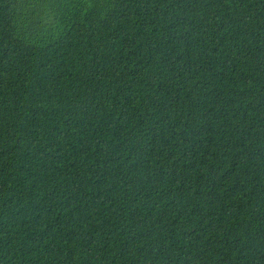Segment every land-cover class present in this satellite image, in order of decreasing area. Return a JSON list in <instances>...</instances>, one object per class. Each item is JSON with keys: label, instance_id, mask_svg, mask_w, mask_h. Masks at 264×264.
<instances>
[{"label": "trees", "instance_id": "obj_1", "mask_svg": "<svg viewBox=\"0 0 264 264\" xmlns=\"http://www.w3.org/2000/svg\"><path fill=\"white\" fill-rule=\"evenodd\" d=\"M0 264H264V0H0Z\"/></svg>", "mask_w": 264, "mask_h": 264}]
</instances>
